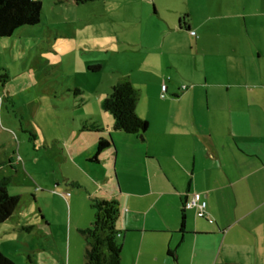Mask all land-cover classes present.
<instances>
[{"label":"crops","instance_id":"crops-1","mask_svg":"<svg viewBox=\"0 0 264 264\" xmlns=\"http://www.w3.org/2000/svg\"><path fill=\"white\" fill-rule=\"evenodd\" d=\"M150 1L159 15L156 0ZM198 4L195 11L183 4L182 10L166 9L172 16H161L166 29L178 34L173 24L178 21V29L194 38L201 67L193 69L187 90L171 83L163 96L165 83L150 49L144 59L155 74L151 82L139 83L133 74L125 77L139 91L136 114L149 128L144 139L100 129L94 118L92 127L99 132L70 129L65 136H52V144L67 149L61 161L71 164L87 183L65 177L77 187L83 213L82 220L70 222L67 264H85L79 234L94 220V198L118 204L122 264H264V65L256 66L264 56V0ZM150 37L139 32L137 39L143 43ZM159 40L163 48L165 41ZM231 59L236 61H225ZM151 86L158 104L148 93L143 110L140 104ZM174 104L178 109L170 110ZM2 118L0 110V123ZM100 139H111L113 145L94 162ZM195 193L207 201L213 223L198 218L195 209L183 211ZM18 208L4 226L24 217ZM23 223L18 226L26 229ZM37 225L47 228L46 239L51 237L45 214ZM5 228L0 247L10 229L16 230L14 225Z\"/></svg>","mask_w":264,"mask_h":264},{"label":"rangeland","instance_id":"rangeland-1","mask_svg":"<svg viewBox=\"0 0 264 264\" xmlns=\"http://www.w3.org/2000/svg\"><path fill=\"white\" fill-rule=\"evenodd\" d=\"M38 1L42 3L39 24L0 38V182L8 180L10 195L20 197L17 213L24 214L6 224L16 230L10 229L0 251L15 264H67L70 222L82 220L83 213L78 189L65 177L87 183L71 164L61 161L67 149L52 144V136L92 128L93 118L100 129H113L112 116L103 110L102 102L111 84L126 76L133 74L139 83L151 82L155 74L144 59L148 49L155 53L152 63L167 87L189 85L193 69L201 67L194 38L178 29V21L173 23L178 34L169 31L161 16H172L166 9L182 10L183 4L195 11L200 0H188L189 4L156 0L159 15L154 14L150 0ZM139 32L151 37L139 42ZM159 39L165 41L163 48L158 47ZM256 64L264 65V56ZM94 66L100 70H90ZM154 92L151 86L144 93L143 110L148 93L158 104ZM166 96L173 99L170 93ZM173 109H178L175 104ZM67 194V200L60 196ZM44 214L51 223L48 239L44 237L47 228L37 225ZM21 218L26 229L18 226ZM6 226L0 225L1 236ZM79 235L86 249L87 241Z\"/></svg>","mask_w":264,"mask_h":264},{"label":"trees","instance_id":"trees-1","mask_svg":"<svg viewBox=\"0 0 264 264\" xmlns=\"http://www.w3.org/2000/svg\"><path fill=\"white\" fill-rule=\"evenodd\" d=\"M84 4L96 0H74ZM42 15V3L38 0H0V38L10 37L16 30L25 26L39 24ZM99 71L98 66L90 67ZM139 92L128 78L120 79L103 101V110L112 116L113 130L128 135L141 136L148 130V122L136 114ZM99 132L96 127L84 130ZM113 145L111 139H100L91 161L98 162L102 152ZM20 203L19 196L8 192V180L0 182V225L8 221ZM185 204V203H184ZM94 220L89 228L81 231L87 241L85 264H122V245L118 242L116 219L118 204L104 198L92 200ZM186 210L183 206V211ZM184 217H182L183 229ZM0 264H15L0 251Z\"/></svg>","mask_w":264,"mask_h":264},{"label":"built area","instance_id":"built-area-1","mask_svg":"<svg viewBox=\"0 0 264 264\" xmlns=\"http://www.w3.org/2000/svg\"><path fill=\"white\" fill-rule=\"evenodd\" d=\"M192 35H195V32H191ZM182 91H186L187 87L186 86H182L181 87ZM167 92V86L165 84H163L162 86V93L163 96H165V93ZM68 196H70L69 194L64 195L65 198H67ZM185 209H195L196 211V216L198 218L201 219H206L209 223H213L214 220L212 218H210L207 214V208H208V204L207 201L201 198L200 194H193L191 196L190 199H188L185 204Z\"/></svg>","mask_w":264,"mask_h":264},{"label":"water","instance_id":"water-1","mask_svg":"<svg viewBox=\"0 0 264 264\" xmlns=\"http://www.w3.org/2000/svg\"><path fill=\"white\" fill-rule=\"evenodd\" d=\"M140 138H141V139H144V136H143V135H141V136H140Z\"/></svg>","mask_w":264,"mask_h":264}]
</instances>
